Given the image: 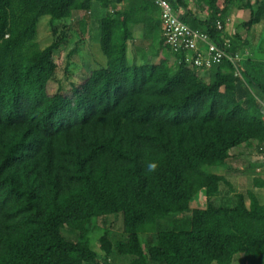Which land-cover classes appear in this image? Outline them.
I'll return each mask as SVG.
<instances>
[{
	"label": "trees",
	"instance_id": "16d2710c",
	"mask_svg": "<svg viewBox=\"0 0 264 264\" xmlns=\"http://www.w3.org/2000/svg\"><path fill=\"white\" fill-rule=\"evenodd\" d=\"M165 1L240 67L204 80L166 45L154 0H0V264H264V203L212 172L244 146L261 161L264 52L225 28L238 11L247 34L264 25V0ZM44 17L53 36L87 23L106 59L70 93L49 94L66 37L41 49Z\"/></svg>",
	"mask_w": 264,
	"mask_h": 264
},
{
	"label": "rangeland",
	"instance_id": "374dc122",
	"mask_svg": "<svg viewBox=\"0 0 264 264\" xmlns=\"http://www.w3.org/2000/svg\"><path fill=\"white\" fill-rule=\"evenodd\" d=\"M72 20L68 19L61 22H56L54 28L57 31V36L52 35V28L49 25V18H41L37 27L38 32V44L41 49L49 46L56 39L62 38L65 35L64 45L60 47L57 53H54V59L57 64V70L52 83L49 85V94H54L58 88H63L65 93L70 91V80L75 83L83 82L89 75L93 68L98 66H105L106 59L101 54L99 45L91 41L90 28L87 23L82 22L80 24H75L72 26ZM249 20V11H238L232 14L226 24V34L229 37L238 36L241 40H248L250 45V50L256 51L257 48L259 52H264V25L254 26L252 30L247 34L243 29L242 24ZM77 34V35H76ZM79 34L82 36L83 42L81 44L79 41ZM136 37L138 34L135 35ZM238 43V40H237ZM238 44L241 45L239 42ZM129 45V61L133 62V47ZM254 49V50H253ZM248 50V49H247ZM71 52H73L72 55ZM257 52V53H259ZM259 53L258 57L262 54ZM244 53V56H247ZM264 56V55H263ZM240 58V56H239ZM242 58V57H241ZM240 58V59H241ZM137 63L140 64L141 61L137 59ZM240 67V64H238ZM203 79L208 81L209 77L205 76L204 73L201 74ZM70 78V80H69ZM70 93V92H69ZM67 93V94H69ZM245 147V146H244ZM235 151H231V159L226 163L224 167L213 168L212 172L214 174L223 176L232 185L236 194L246 193L252 190L259 196L260 202L264 203V188L255 189L252 184L254 178L262 177L263 174L258 175L256 169L260 168L258 162V155L255 153L254 147H245ZM241 150V151H240ZM238 169V171H236ZM264 178V177H262ZM234 195L231 194L228 199L233 200ZM197 206L204 207L205 203L201 200V203H197ZM97 228L92 231L91 238L95 244H97L98 238L102 235L103 226L102 223L98 222L95 224ZM122 223L120 217H110L107 221V228L112 235H121ZM244 260L243 256H239L234 264H241Z\"/></svg>",
	"mask_w": 264,
	"mask_h": 264
},
{
	"label": "built area",
	"instance_id": "2783aa9c",
	"mask_svg": "<svg viewBox=\"0 0 264 264\" xmlns=\"http://www.w3.org/2000/svg\"><path fill=\"white\" fill-rule=\"evenodd\" d=\"M154 3L160 9L161 33L166 45L174 54L184 55V62L189 68L202 69V73H205L211 68L221 65L224 61L237 67L238 56H232L226 50L212 43L206 34L193 30L182 23L167 1L154 0ZM217 27L221 29L220 24ZM260 159L261 167L256 169V172L264 174V148Z\"/></svg>",
	"mask_w": 264,
	"mask_h": 264
},
{
	"label": "clouds",
	"instance_id": "9594fccd",
	"mask_svg": "<svg viewBox=\"0 0 264 264\" xmlns=\"http://www.w3.org/2000/svg\"><path fill=\"white\" fill-rule=\"evenodd\" d=\"M158 167H159L158 163L150 162V163L147 164V171L151 172V173H154V172L157 171Z\"/></svg>",
	"mask_w": 264,
	"mask_h": 264
},
{
	"label": "crops",
	"instance_id": "0c3cea01",
	"mask_svg": "<svg viewBox=\"0 0 264 264\" xmlns=\"http://www.w3.org/2000/svg\"><path fill=\"white\" fill-rule=\"evenodd\" d=\"M247 53V52H246ZM250 54H249V51H248V55L247 56H249ZM246 57V56H245ZM253 57V56H252ZM254 58H255V60H261L262 59V57H258V56H256V55H254ZM205 74V76H209V75H207V73H204ZM233 151H235V150H233Z\"/></svg>",
	"mask_w": 264,
	"mask_h": 264
}]
</instances>
